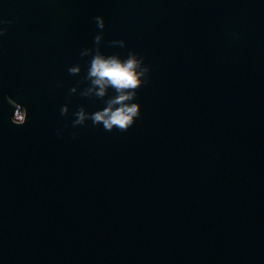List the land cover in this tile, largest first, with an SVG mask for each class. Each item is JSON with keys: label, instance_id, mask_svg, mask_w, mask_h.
<instances>
[{"label": "water", "instance_id": "water-1", "mask_svg": "<svg viewBox=\"0 0 264 264\" xmlns=\"http://www.w3.org/2000/svg\"><path fill=\"white\" fill-rule=\"evenodd\" d=\"M96 15L102 52L150 68L126 132L71 123L105 106L69 94ZM0 19V264H264V0H0Z\"/></svg>", "mask_w": 264, "mask_h": 264}, {"label": "clouds", "instance_id": "clouds-1", "mask_svg": "<svg viewBox=\"0 0 264 264\" xmlns=\"http://www.w3.org/2000/svg\"><path fill=\"white\" fill-rule=\"evenodd\" d=\"M97 33L93 37V46L85 47L80 51L81 57H89L85 75L82 80L69 88V94L77 91V85L87 82L80 92L84 97H95L104 102V107L93 112L85 111L80 106L74 113L72 126L84 125L91 120L92 125H103L104 130L111 131L116 128L120 132H126L140 116V105L135 101L137 89L148 83L150 68L144 63V58L134 51L129 50L127 55L121 57L119 53L105 54L101 51L104 18L101 15L93 17ZM10 19H0V25L11 24ZM7 28L0 26V35L6 33ZM109 46L125 47L123 39L111 40ZM70 75H79L81 65L73 64L67 68ZM111 89L112 94L109 95ZM68 106L64 104L60 108V114L66 115Z\"/></svg>", "mask_w": 264, "mask_h": 264}, {"label": "trees", "instance_id": "trees-1", "mask_svg": "<svg viewBox=\"0 0 264 264\" xmlns=\"http://www.w3.org/2000/svg\"><path fill=\"white\" fill-rule=\"evenodd\" d=\"M21 114H22V110L18 108V109L15 111V115H14V117H15V118H19V117L21 116Z\"/></svg>", "mask_w": 264, "mask_h": 264}, {"label": "rangeland", "instance_id": "rangeland-1", "mask_svg": "<svg viewBox=\"0 0 264 264\" xmlns=\"http://www.w3.org/2000/svg\"><path fill=\"white\" fill-rule=\"evenodd\" d=\"M21 117V116H20Z\"/></svg>", "mask_w": 264, "mask_h": 264}]
</instances>
